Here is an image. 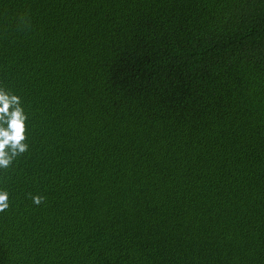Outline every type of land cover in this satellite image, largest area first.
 Wrapping results in <instances>:
<instances>
[{
    "label": "trees",
    "instance_id": "trees-1",
    "mask_svg": "<svg viewBox=\"0 0 264 264\" xmlns=\"http://www.w3.org/2000/svg\"><path fill=\"white\" fill-rule=\"evenodd\" d=\"M0 85V264H264V0H0Z\"/></svg>",
    "mask_w": 264,
    "mask_h": 264
},
{
    "label": "clouds",
    "instance_id": "clouds-1",
    "mask_svg": "<svg viewBox=\"0 0 264 264\" xmlns=\"http://www.w3.org/2000/svg\"><path fill=\"white\" fill-rule=\"evenodd\" d=\"M27 113L21 97L0 85V168H7L18 154L27 150L26 140ZM43 198L33 196L34 204ZM9 207V193L0 190V212Z\"/></svg>",
    "mask_w": 264,
    "mask_h": 264
}]
</instances>
